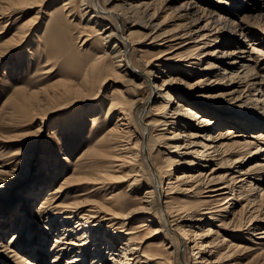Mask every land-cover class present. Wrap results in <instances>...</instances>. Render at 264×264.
<instances>
[{"label":"bare ground","instance_id":"1","mask_svg":"<svg viewBox=\"0 0 264 264\" xmlns=\"http://www.w3.org/2000/svg\"><path fill=\"white\" fill-rule=\"evenodd\" d=\"M77 1L64 0L62 8L71 16L74 11L70 8ZM179 1L82 0L83 5H87L85 7L95 14L89 18V22L93 17L95 20L92 22L98 25L107 22L103 33H100H108V41L115 39L119 43L112 48L119 59L116 63L119 62L117 66L122 70L120 72L129 76L125 82L135 87V92L131 96H122L117 86L112 84L110 92L102 95L104 98L101 99L103 86L109 79L103 78V75L107 74L111 66L107 63L108 57L103 49L106 42L100 41L97 42L94 58H91L83 76L78 79L79 84L64 81L63 87L60 85L63 88L60 93H46L47 102L55 99H83L96 103L95 107L89 109L81 110V107L71 119L64 120L65 132L82 131L89 122L95 126L93 148L83 154L89 158L88 162H76L71 176H66L59 186L51 189V185L60 177V160L69 159L67 155L62 157L60 150L44 147L47 154H51V160L41 157L43 164L40 174L30 187L26 190L20 188L15 194L26 206L21 205L16 210L19 221H23L22 227L31 228L44 219L51 232L54 233L57 227L52 243V249L56 251L53 263H57L64 254L72 253L70 264H87L84 256L91 250V264H222L227 257L223 248L227 247L228 250L231 246L240 245L232 244L227 237H223V233L219 234V213L212 211L208 215V218H212L210 227L201 222L205 214L215 207L213 203L221 201L219 211L233 216L225 222L228 226H232L236 219H241L243 223L247 218L248 225L245 227L252 236L264 228H260L264 226V50L260 49L264 46V10L259 8V14L255 15L260 22L255 27L250 24L248 18L251 15H247V10L239 6L235 11V5L230 0H213V3L208 0ZM243 1L246 3V0ZM261 1L264 3V0ZM39 2L45 0L30 1L31 4ZM4 7L0 5V19L4 17ZM88 12L84 11L83 15L88 17ZM31 16L17 27L15 36L25 31H29V34L36 31L40 24L37 22L39 16ZM161 17L163 19L160 21ZM169 19L176 24L164 30L163 26ZM92 35L89 34L84 43L92 42ZM238 36L245 38L239 41ZM102 39L105 40V37ZM256 41H259L260 48L255 44ZM155 47H161L159 54L149 56L150 50ZM254 54L255 57L252 56ZM203 57H212L219 66L208 62L202 70L206 73L204 75L197 68ZM181 66L199 70L198 73L203 77L187 86V94L181 92L174 95L178 87L176 84L181 80L172 74L178 72ZM164 68L169 74H164ZM217 69L222 70L217 76L223 79L224 75L231 74L226 85L221 86L224 92L216 95L224 98L225 102H234L228 108L229 115L224 117L211 114L210 109L217 108L214 100L216 96H211V105L206 104V107L195 102L196 99L209 96V93H205L206 96L204 93L202 96L196 95L200 89L213 82L218 83L210 81L211 72ZM230 69L237 71H228ZM115 79L114 83H119ZM157 79L161 80V85L156 84ZM143 88L149 89L146 97L141 93ZM35 97L32 101H35ZM20 103L18 112H24L23 121L33 123L39 117L35 102H29L25 95H21ZM235 103L239 104L236 106ZM236 109L247 111L234 112ZM116 115L118 118L114 121ZM103 122L105 125L109 123V126L101 132ZM236 127H241L245 134L236 133ZM250 129L256 132L248 133ZM136 132L138 135L133 136ZM198 135L203 136V141L194 142L192 138ZM206 141L211 143L207 144ZM28 144H23L13 152L15 159H19L13 171L28 161L30 156L33 157L28 153L36 145ZM166 145L168 147L165 150L177 157H169L165 151L161 152L159 147ZM191 145H199V148L191 152ZM21 154L25 155L24 158ZM190 154L195 156L192 161L186 159ZM83 155H80L82 159ZM254 158L257 160L248 168L243 167ZM213 160H217L220 168L205 171L204 168ZM5 168L7 163H0V184L3 185L8 184L5 178L10 174ZM174 168L179 171L176 178H173ZM219 169H224V172L214 176ZM125 181L131 182L123 187L121 183ZM146 185L148 189L144 196L138 195ZM17 186L20 187L19 184ZM69 186L76 187L74 199L65 203L57 202L62 191ZM258 186L262 187L260 192H256ZM204 193L209 196H204ZM86 197L88 200H83ZM126 200L130 207L125 205ZM38 201L36 211L26 214L25 211ZM234 203V208L238 205L241 208L231 209ZM146 215H149L147 219L135 223L133 232L128 230L131 221L144 219ZM154 224H159V228L152 229ZM212 225L217 226L215 232ZM104 227L107 228L103 230ZM259 233L263 234L259 239L264 240V230ZM160 234L170 246L163 242L164 247H142L143 241ZM13 235L11 246L1 245L2 250L7 252L5 257H11L16 264H31V261H24L18 249H12L17 246L13 240L18 238L17 234ZM137 235H141L140 240ZM44 238L46 241L48 235ZM117 242H120L119 247ZM104 249L107 250V258L103 257ZM188 250L191 252L190 259L185 258ZM257 255L264 260V246Z\"/></svg>","mask_w":264,"mask_h":264},{"label":"rangeland","instance_id":"2","mask_svg":"<svg viewBox=\"0 0 264 264\" xmlns=\"http://www.w3.org/2000/svg\"><path fill=\"white\" fill-rule=\"evenodd\" d=\"M30 1L32 0H0V5L5 6L3 8L5 10L4 17L0 19V32H2L0 33V163L3 164L7 163V168L5 169L9 170L10 172V174L7 175V177L5 178L8 181L7 182L8 184H4V185L0 184V264H16L15 261L12 262L13 259L11 257L8 258L5 257V255H7L6 254L7 252L5 250L3 251L1 248L2 244L4 245L7 244L11 246L12 244L11 240L13 239L14 236L13 234H17L18 238L20 237L21 238L20 240L18 238H16V240H13V242L17 243L16 245L18 247L13 246L12 249H18L17 251L19 252V255L23 259H25L24 260L25 262L31 261L30 262L31 264H65L68 262L67 264H70V260L73 257L72 253H68L67 255L64 254L57 263H53L56 251L55 250L53 251L52 243L55 239V234L57 233V227L55 228L54 233L53 231L51 232V230L50 229L48 230L47 228L45 219L36 222V224L31 228L30 226L22 227L23 221L22 222L19 221L20 217H18L19 214L17 213L16 210L19 209L21 205L22 207H26V206L23 205L24 201L19 199L15 194H17V192L20 191V188H22V190H26L28 187H30V185L34 182L36 177L40 174V166L43 164L42 161L40 160L41 157H44L47 160H51V154H47L44 147L53 148L54 151L60 150L62 157L67 155L69 159V160H65V159L60 160V163L62 164V166H60L61 167L60 177L58 176L59 179L53 185H51L50 187L51 189L52 188L54 189L55 187L59 186L62 179H64L66 176H71L76 162H81V163L88 162L89 158H87V156L83 154L88 153V151H90L93 148L94 135H95L93 132L95 131V126H92L91 122H89L88 126L79 132L77 131L65 132L63 131L64 130L63 128L66 121H68L69 119H71V117L77 114L80 111L81 107H82L81 110L89 109V107L90 108H92V106L95 107L94 105H96V103L93 102L91 103L89 101L86 102L87 100H83V99H76L74 101H70V99L68 100L55 99L54 101L47 102L46 93L48 94L49 93L53 94L54 92L60 93L62 91L61 88L63 87L62 84L67 81H70L75 85L79 84L78 79H80L83 76L86 67L89 65L88 63H91L90 60L94 58L93 56H95L96 53L95 48L98 45L97 42L100 43V41L106 42L104 44L106 45V47L103 45V49L105 50L108 57L107 63L109 64V67L110 66L112 67V68L110 67V69L108 68V72H110L109 73L110 75L108 74V72H106L107 74L105 76L103 75V78L106 77L109 79L107 81V84L103 86L101 99L104 98L102 95H107L108 92H110L109 90L112 84L117 86L122 96L133 95V92H135V87H133L131 84L128 85L127 82H125V80L128 79L129 76L126 75L125 72H120L122 70L117 66L119 62L118 63L116 62L119 59L117 58V52H115V50L112 48L114 45L119 43L115 39L108 41L109 40V37H107L108 33L102 34L103 27L107 25V22H103L98 25L97 23L92 22L95 20L94 17L92 18V21L89 22L88 21L89 18H91L95 14L92 13L91 10H89V8L85 7L87 5H83L82 0H78L76 4L72 6L73 8L72 7L70 8L72 9V12L74 11L73 15L71 16L70 14H68V11H65V9L62 8L63 4L61 3L64 0H58V1L45 0V2L43 3L39 2L36 4H31ZM181 1L182 0H180L178 3H180ZM208 2L213 3V0H208ZM230 2L231 4L234 3L235 7L233 5L232 6L234 7L235 11L239 6L247 10V15H251V17H249L248 19L250 20L251 22L250 24H252V26L256 27L260 25L259 18L255 15L259 14V8L260 10L262 9L264 10L263 1L246 0L245 3L243 0H230ZM57 5H59V8L56 9ZM233 7H228V8L230 9L232 8L231 10H234ZM41 8L43 9V11H40ZM84 11L85 12L89 11L87 13L88 17L86 15H83ZM37 14L39 16L38 20L40 19L39 21L37 20V22L40 23L37 28L39 29L40 27H42L40 28L41 30L39 29L40 30L39 31L36 28L37 32L34 31L31 32V34H29L30 33L29 31L28 33L27 31H25L21 35L15 36V31L17 27L21 23H23V21H25L27 18L32 17L31 15L36 16ZM66 14L68 15V18ZM42 16L43 17L47 16V17L43 18ZM162 19L163 17H161L160 21ZM171 20L169 19L166 25L163 26L164 30H169L172 27H174L176 22ZM201 24L202 23H199L198 25ZM91 26H93L92 27L93 29L91 28ZM90 29L92 30L90 31ZM89 34L95 38L93 39L92 37L91 39L92 42L89 41L87 43H84V40L87 38V36H89ZM102 37H105V40H103ZM244 38L245 37L238 36L237 39L241 41ZM253 38L255 39V37ZM257 42L259 41H256L255 44H258ZM257 47H259V44L257 45ZM260 49L264 50V46ZM160 50L161 47L153 48L152 50H150L149 56L155 55L157 53L159 54ZM252 56L255 57V54ZM191 60L195 61V59H191ZM208 62L215 63L216 66L217 65L219 66L218 62H215L212 59V57H203L202 61H199V64L197 65L198 66L197 68H200V72H202V70L205 69ZM167 71H168L167 68H164L165 75L169 74V72ZM219 71L222 70L219 69H217L216 71L213 70L211 72L212 79H210V81L215 80L218 81V83L213 82V84L210 85L211 87L213 86L212 88H209L210 86L207 85L208 87L200 89L196 93V95H200V96H202L203 93H204L203 95L205 96L207 93H209V96L204 99L201 98L196 99L195 102L198 103L199 106L206 107L207 106L206 104L211 105L210 103L212 101L211 96H216V95L218 96L220 93L224 92V87L221 86L226 85V83L228 82V78L231 76V74L224 75L225 78L223 79L221 77H218L219 75L217 76ZM228 71L236 72L237 69H232V70L230 69ZM198 72L199 70L189 69L185 66H181L178 72H174L175 74L173 73L172 76L173 77L177 76L181 80L180 83L178 82L176 84V86L178 85V87H176L175 91L173 89L174 95L175 93L181 94V92L187 94L186 93V91L188 90L187 86H190L191 84L199 80V78L203 77V75L201 76V74H199ZM205 74L206 73H204V75ZM118 76L120 77L118 78ZM113 79L118 80L119 83L121 82L120 83L121 86L119 85V83H114ZM139 82L140 81H138V83ZM53 83L55 84L53 85ZM161 83H162L161 80L157 79L156 84L161 85ZM49 87L51 88L49 89ZM40 89L42 90L44 89L45 91L48 92H45L43 90L44 91L43 93V91H41ZM173 91L171 93H173ZM148 92H149L148 88H143V90L141 91L142 95H144L145 97L148 95ZM21 95H25L26 99H28L29 102L32 103L35 102L34 106L37 107V110L39 111V117L36 118L33 121V123L32 122L26 123L25 121H23L24 119L22 117V114L24 112L22 113L18 112L19 106L21 104L20 103ZM34 97L36 99L35 101H32ZM216 97L214 100L215 102H217L216 103L217 108L216 110L210 109L212 112L211 114L220 117H224L227 114L229 115V113H227L229 111L228 108L231 106L230 104L233 101L225 102L224 98L222 97L216 98ZM56 101H58V103ZM239 103H235L236 106ZM146 108L147 107H145V110ZM237 109H239V107H237ZM237 109L234 112L238 111ZM246 111L247 110H242V111L240 110L238 111V113L246 112ZM144 112L145 111L143 110V113ZM116 118H118V115L115 116L114 121L116 120ZM197 122L198 121H195V123ZM101 124L104 127L100 131L103 132V130L109 126V123L108 125L107 124L105 125L104 122ZM228 127H233V125L232 126L229 125ZM38 128H40V130H37ZM59 128L61 129V132H65V133H61ZM240 128L236 127L235 129L236 133L242 132ZM37 131L39 133H37ZM251 132L254 133L256 131L252 129L248 130V133ZM137 135L138 133L136 132L134 133L133 136H137ZM192 140L194 142H201L203 141V136L200 137L198 135L197 137L192 138ZM206 143L209 144L211 143V141H206ZM23 144H28L31 146L36 145L35 148L31 150V153H28V155H33V157L31 158L30 156V159L28 161L22 163L21 165H19L16 171L15 170L13 171V167L15 168L14 165L18 163L19 160L18 158L15 159L16 157L15 155H13V152L21 148ZM166 147L168 146L166 145L159 148H161V152L165 151V154H168L167 156L170 157L172 155L173 158L177 157L171 153H168V151L165 150ZM194 148L195 149L199 148V145H191L189 149L192 152ZM171 151L172 150H170V152ZM80 155H83L84 158L82 159V156ZM22 156L24 158L25 155ZM187 156L188 157H186V159L188 161H192V159L195 158V156L193 157L192 154ZM256 160L257 158H254L251 162L249 163L246 162L243 165V167L248 168ZM217 163H218L217 160L210 161L208 166L204 168L205 171L211 172V169L213 168H220L219 164ZM223 170L224 169H219V171H217V173L213 175L219 176V174L224 172ZM174 171L175 172L173 173V178H176L179 171L177 169L175 170V168ZM236 175L238 174L236 173ZM1 177L2 176H0V178ZM164 181H165L164 185L166 186L168 180L166 179ZM129 182L125 181L121 184H123L124 187ZM11 184H17V185L19 184L20 187L18 188L17 185L11 186ZM258 187L259 188H256V192H260L261 188L264 187V185L262 187L261 186ZM75 188H76L75 186H69L68 188H66L67 190L65 189L64 191H62L61 197L57 202L65 203L72 201L75 196V193L73 192ZM147 189H148L147 185L143 186L140 192H138V195L140 194V196H144V193L147 191ZM206 195L209 196L208 193H204V196ZM91 198H97V197L92 196ZM83 200H88V198L86 197V199ZM39 202L40 201H38L36 205L33 204L32 208H30L29 210H26L25 211L26 214L30 215V212L34 213L38 207ZM127 202L129 203V201L126 200L125 205L130 207V205ZM139 202L143 203L142 201ZM222 202L223 201H221L220 203L217 202L216 204L213 203L212 206L215 207L210 209L209 211L210 213L205 214V216L201 219L203 220L201 221L203 222L202 225L206 227H210L212 218H208L210 217L208 215H210L212 211L215 213H219L218 215L219 219L217 220L218 221L217 224L220 225V227H218V231H220L219 234L223 233V237H227L230 240V242L232 241V244L240 245L239 247L231 246L230 248H228V250L227 247L223 248V251L224 252L226 251L227 257L224 258L223 260L224 263L222 264H264V260H262V256L257 255L260 252V248L264 246V242H263L264 240L259 239V237L263 235L262 233L259 232L260 230H264V228H262L264 226H260V228L262 229L257 230L255 232L256 235L253 236L249 232L250 230L247 229V226L245 227V225H248L247 218H246V222L242 221L243 223H241V219H236L232 224V226H228L225 222L230 221L233 218V216L230 215L229 213L227 215L224 212L219 211L221 208L220 204H222ZM235 202L238 203L239 201H235ZM233 206H235V203L231 205L230 208L236 210L241 208V205H238L235 208ZM10 210H12L13 212L10 213L11 212ZM148 216L149 215H146L144 219H137L135 221H131L128 225V230L130 232H133L134 231L133 227L135 223H139L147 219ZM223 216H225V218H223ZM158 225L159 224L157 225L154 224L152 229H158L159 228ZM212 227L215 228L213 230L215 232L217 226L212 225ZM106 228L107 227H104L103 230H105ZM112 231L113 229L111 230V232ZM47 235L48 238L45 241L44 237H46ZM137 237L138 240H140L141 235H137ZM164 238L165 237H163V235L161 234L152 236L149 239H147V241L142 242L143 243L142 247L143 248H148L151 246L164 247L163 242L167 244L166 246H170V244H168ZM117 243H118L117 246L119 247L120 242ZM106 251H107L106 249L103 250V252L106 253V254L103 253L104 258L108 257ZM91 253L92 251L89 250L86 253V256H84V258H86L87 264L92 263L93 254ZM185 258L188 259L192 258L191 252L189 250L185 255Z\"/></svg>","mask_w":264,"mask_h":264}]
</instances>
